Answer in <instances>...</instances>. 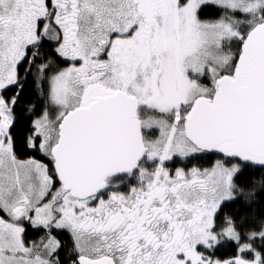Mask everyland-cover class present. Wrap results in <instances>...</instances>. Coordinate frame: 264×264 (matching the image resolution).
I'll return each mask as SVG.
<instances>
[{"label":"snow or ice","instance_id":"1","mask_svg":"<svg viewBox=\"0 0 264 264\" xmlns=\"http://www.w3.org/2000/svg\"><path fill=\"white\" fill-rule=\"evenodd\" d=\"M0 264H264V0H0Z\"/></svg>","mask_w":264,"mask_h":264}]
</instances>
